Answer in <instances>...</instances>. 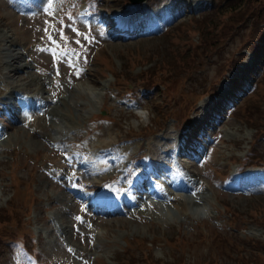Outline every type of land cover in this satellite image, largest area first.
Masks as SVG:
<instances>
[{
  "label": "rangeland",
  "instance_id": "rangeland-1",
  "mask_svg": "<svg viewBox=\"0 0 264 264\" xmlns=\"http://www.w3.org/2000/svg\"><path fill=\"white\" fill-rule=\"evenodd\" d=\"M51 1L0 0V264H18L11 238L45 264H223L232 245L264 243V168L241 170L264 161V0L225 13L228 0L202 13L203 0L92 4L139 13L143 33L130 39L88 27L75 9L52 30ZM57 37L86 69L56 56ZM128 93L137 106L121 102ZM142 108L150 120L134 125ZM184 138L189 155L173 164ZM150 156L177 179L146 171ZM73 168L84 195L103 181L124 211L78 202ZM139 171L157 179L149 192L146 179L129 188Z\"/></svg>",
  "mask_w": 264,
  "mask_h": 264
},
{
  "label": "trees",
  "instance_id": "trees-1",
  "mask_svg": "<svg viewBox=\"0 0 264 264\" xmlns=\"http://www.w3.org/2000/svg\"><path fill=\"white\" fill-rule=\"evenodd\" d=\"M230 1L231 0L226 1V4L228 5L225 6L223 9H221V13H225L229 11L237 12L238 10L242 9L243 5L245 4V0H236L234 3H231V4H230ZM261 9H264V4L261 6ZM245 11H246V8L239 11L236 15H240L242 12H245ZM261 12H263V15L261 18V20L263 21L260 22L261 23L260 30H263L264 29L263 28L264 27V10ZM261 12L258 13V17L261 16ZM263 34L262 36L264 37ZM168 35L169 34H167V36ZM258 44H262V46L258 45L257 47L264 49V40L259 41ZM194 51H196V49H194ZM179 58L181 59L180 56ZM187 59H188L187 64L186 62H184L183 65L186 64V66H189L190 64L194 62L193 59H189V58ZM231 251H233L234 254L229 255L230 252L228 251L229 252L228 257L224 256L226 261L223 264H264V243H262L258 239L249 240L248 242L241 241L239 245H234V247L232 245ZM230 257H233V258H230Z\"/></svg>",
  "mask_w": 264,
  "mask_h": 264
},
{
  "label": "bare ground",
  "instance_id": "bare-ground-1",
  "mask_svg": "<svg viewBox=\"0 0 264 264\" xmlns=\"http://www.w3.org/2000/svg\"><path fill=\"white\" fill-rule=\"evenodd\" d=\"M116 15H118L119 16V21H123V22H130V23H132L133 22V20H132V18H133V16H134V11H132V13L131 12H125V13H121V12H116ZM106 24V23H105ZM126 26V24H122L121 25V28H124ZM186 144H185V142H180L179 143V145H178V153L179 154H188V152H187V149H186ZM181 163H183V164H185V161L183 162H181ZM190 165V164H189ZM182 196V195H181ZM183 198L185 199V198H187L186 196H183ZM99 201H101V199H98V200H95L94 201V204H96V203H98ZM103 203V202H102ZM104 204V203H103ZM118 203H114V206H112L113 208H114V210H116V211H120L119 209H118V205H117Z\"/></svg>",
  "mask_w": 264,
  "mask_h": 264
},
{
  "label": "clouds",
  "instance_id": "clouds-1",
  "mask_svg": "<svg viewBox=\"0 0 264 264\" xmlns=\"http://www.w3.org/2000/svg\"><path fill=\"white\" fill-rule=\"evenodd\" d=\"M136 116L138 117V119L132 120V123L134 125L139 124L141 122L147 124L150 120V111H149V109H146V108L137 109L136 110Z\"/></svg>",
  "mask_w": 264,
  "mask_h": 264
},
{
  "label": "snow or ice",
  "instance_id": "snow-or-ice-1",
  "mask_svg": "<svg viewBox=\"0 0 264 264\" xmlns=\"http://www.w3.org/2000/svg\"><path fill=\"white\" fill-rule=\"evenodd\" d=\"M79 74V73H78ZM193 195H195V193H193Z\"/></svg>",
  "mask_w": 264,
  "mask_h": 264
},
{
  "label": "water",
  "instance_id": "water-1",
  "mask_svg": "<svg viewBox=\"0 0 264 264\" xmlns=\"http://www.w3.org/2000/svg\"><path fill=\"white\" fill-rule=\"evenodd\" d=\"M133 1H138V0H133Z\"/></svg>",
  "mask_w": 264,
  "mask_h": 264
}]
</instances>
